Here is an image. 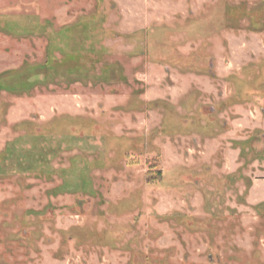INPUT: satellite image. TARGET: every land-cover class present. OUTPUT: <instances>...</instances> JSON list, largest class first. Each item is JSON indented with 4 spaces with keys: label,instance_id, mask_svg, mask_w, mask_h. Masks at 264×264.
Returning a JSON list of instances; mask_svg holds the SVG:
<instances>
[{
    "label": "rangeland",
    "instance_id": "rangeland-1",
    "mask_svg": "<svg viewBox=\"0 0 264 264\" xmlns=\"http://www.w3.org/2000/svg\"><path fill=\"white\" fill-rule=\"evenodd\" d=\"M0 264H264V0H0Z\"/></svg>",
    "mask_w": 264,
    "mask_h": 264
}]
</instances>
